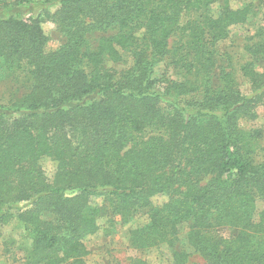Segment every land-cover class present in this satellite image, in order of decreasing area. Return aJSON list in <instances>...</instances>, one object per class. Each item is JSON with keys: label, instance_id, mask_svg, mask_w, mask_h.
I'll return each instance as SVG.
<instances>
[{"label": "trees", "instance_id": "16d2710c", "mask_svg": "<svg viewBox=\"0 0 264 264\" xmlns=\"http://www.w3.org/2000/svg\"><path fill=\"white\" fill-rule=\"evenodd\" d=\"M37 2L0 0V81L27 77L23 91L0 96V225L17 218L26 226L28 264H85V240L100 230L104 205L123 225L146 215L129 231L132 245H167L173 264L189 260L177 244L184 226L204 264H264V163L253 160L239 124L264 105V28L246 45L261 70L252 61L241 67L250 93L217 71L216 57L250 8L231 0H44V9L56 7L51 18L63 37L49 48L39 18L25 15ZM119 49L133 59L122 71L106 65ZM163 61L176 78L153 77ZM47 160L56 163L51 180Z\"/></svg>", "mask_w": 264, "mask_h": 264}, {"label": "rangeland", "instance_id": "374dc122", "mask_svg": "<svg viewBox=\"0 0 264 264\" xmlns=\"http://www.w3.org/2000/svg\"><path fill=\"white\" fill-rule=\"evenodd\" d=\"M31 6L25 15H32L39 18L42 30L47 36L49 48L58 47L63 42L62 35L57 31L51 14L55 11V6L43 8L44 0ZM235 7H249L250 13L245 23L233 26L227 39L221 41L216 46L217 71L225 69L230 71L239 89L243 94L250 93L251 84L243 72L241 67L247 61H252L257 70H261L262 63L260 58L252 57L246 51V45L253 41V37L259 28H264V0H231ZM222 7V2H217L209 7V13L218 15ZM194 12L187 13L181 17V24L194 17ZM173 36L170 43L176 39ZM120 59L112 61L109 57L106 59V65L115 68L118 71L128 69L132 63V55L126 49H119ZM168 62H161L155 67L153 77L161 81L162 76L176 78L175 72L168 66ZM27 77L23 73H17L0 81V96L6 97L9 91L15 89H24ZM159 87H163L164 83L158 82ZM2 102V100H1ZM256 118L240 121V128L248 134V141L251 156L256 163H264V105L256 110ZM44 170L51 180L53 178L56 163L50 160L44 162ZM166 197L156 196L153 201L156 204H162L166 201ZM93 205L103 206L101 197L92 198ZM23 203L20 204L21 209ZM264 203L259 201V208ZM103 215L109 214L107 207H102ZM16 211V210H14ZM111 215V214H109ZM102 217L99 220L100 230L85 240V244L89 250V254L85 257V264H173L172 250L167 245L151 249H137L130 241V229L145 224L148 219L144 214H139L129 224H121L118 216ZM187 227H183L179 241L177 244L191 253L187 264H204L205 260L198 253L194 252L187 243ZM232 230L225 231L226 235H231ZM32 240L26 229V226L17 218H13L10 223L0 225V264H28L27 255L31 249Z\"/></svg>", "mask_w": 264, "mask_h": 264}]
</instances>
